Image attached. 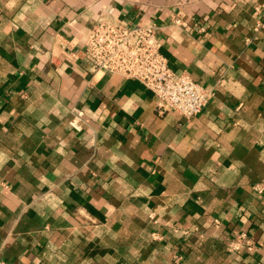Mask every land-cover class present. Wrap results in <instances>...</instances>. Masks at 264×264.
Instances as JSON below:
<instances>
[{
	"label": "crops",
	"instance_id": "obj_1",
	"mask_svg": "<svg viewBox=\"0 0 264 264\" xmlns=\"http://www.w3.org/2000/svg\"><path fill=\"white\" fill-rule=\"evenodd\" d=\"M256 7L264 24V0H0V260L264 264ZM106 20L156 23L169 68L210 91L201 111H161L138 80L91 72L83 40ZM241 231L252 250L231 248Z\"/></svg>",
	"mask_w": 264,
	"mask_h": 264
},
{
	"label": "built area",
	"instance_id": "obj_2",
	"mask_svg": "<svg viewBox=\"0 0 264 264\" xmlns=\"http://www.w3.org/2000/svg\"><path fill=\"white\" fill-rule=\"evenodd\" d=\"M259 8H254L256 16L253 31L258 32L263 26L257 16ZM176 24H183L179 19ZM158 26L154 22L142 25H130L119 21H99L93 25L83 40L84 54L90 64V71H106L124 78L141 82L156 97L159 110H173L185 118L199 113L207 103L210 91L193 80L186 72H175L167 65L166 58L160 52V40L157 37ZM68 124L73 130H79L83 123V111L72 106L69 109ZM252 189L261 193V184H254ZM152 223L155 217L149 215ZM215 224L218 220H214ZM174 232L177 227L172 226ZM189 232L188 229L182 230ZM153 240L163 239L159 232L152 231ZM231 248L252 250L254 244L245 232H238L231 240ZM0 264H6L0 260Z\"/></svg>",
	"mask_w": 264,
	"mask_h": 264
}]
</instances>
